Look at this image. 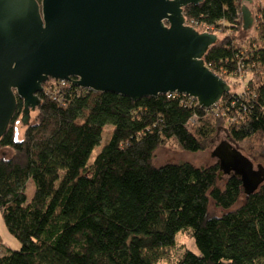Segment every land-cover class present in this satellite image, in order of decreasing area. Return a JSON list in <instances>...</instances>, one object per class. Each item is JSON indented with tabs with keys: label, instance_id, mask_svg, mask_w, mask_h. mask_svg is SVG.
Segmentation results:
<instances>
[{
	"label": "trees",
	"instance_id": "16d2710c",
	"mask_svg": "<svg viewBox=\"0 0 264 264\" xmlns=\"http://www.w3.org/2000/svg\"><path fill=\"white\" fill-rule=\"evenodd\" d=\"M257 1L246 38L243 0L184 9L198 32L224 34L204 57L230 86L212 108L183 94L133 101L49 80L36 121L18 139V98L0 140V211L21 249L4 250L0 264H157L180 233L195 249L170 264H264V183L248 197L238 177L221 183L216 161L153 163L165 146L212 151L220 129L245 156L264 152V6Z\"/></svg>",
	"mask_w": 264,
	"mask_h": 264
},
{
	"label": "water",
	"instance_id": "95a60500",
	"mask_svg": "<svg viewBox=\"0 0 264 264\" xmlns=\"http://www.w3.org/2000/svg\"><path fill=\"white\" fill-rule=\"evenodd\" d=\"M204 0H0V140L23 100L29 125L50 79L138 101L189 96L214 107L230 86L206 66L218 36L187 25L184 9ZM250 30L253 0H243ZM219 178L238 177L248 197L264 183V167L230 140L211 151ZM257 168V169H256Z\"/></svg>",
	"mask_w": 264,
	"mask_h": 264
},
{
	"label": "rangeland",
	"instance_id": "374dc122",
	"mask_svg": "<svg viewBox=\"0 0 264 264\" xmlns=\"http://www.w3.org/2000/svg\"><path fill=\"white\" fill-rule=\"evenodd\" d=\"M256 3H257L256 7L259 9L262 7V5L264 6V0L262 1L258 0ZM248 31L244 30L243 32V36L245 38L251 35V33ZM232 32L233 31L226 32L225 35L231 34ZM223 36L224 34H219V38H222ZM36 116H37V111L32 114L31 123H34L36 121ZM15 127H16L17 138L22 139L27 129V127L22 122V113L19 116ZM214 136H215V145L223 140H230L228 133L224 129H220L219 131H217L214 134ZM108 139H109V134L108 132H106L105 135L103 136V140L101 144L97 146L93 151L91 159H94L96 154L102 150L105 143H107ZM235 145L240 149V147L236 143ZM249 157L254 162L255 166H257L258 164H262L264 167V152L258 154L256 153L255 156L250 155ZM183 162H188L201 167V166H210L214 164L215 159L211 156L210 150L202 153L201 152L187 153V152L178 151L169 146L159 148L156 151L153 159V163L156 167H162L167 164H180ZM227 178L228 176H222L221 183H224L227 180ZM32 193H33V188L32 185L29 184L27 188V196L29 199L32 197L33 195ZM212 205H214L213 202ZM20 249H21L20 242L8 232L4 223L2 213L0 211V255L4 254L6 250H11L13 252H16V251H20ZM188 249L191 250L195 249L193 240L188 235L180 233L177 235L176 245L169 250L168 257L166 259L159 261L157 264H170L172 261H175L178 258H180L184 253V251Z\"/></svg>",
	"mask_w": 264,
	"mask_h": 264
},
{
	"label": "built area",
	"instance_id": "2783aa9c",
	"mask_svg": "<svg viewBox=\"0 0 264 264\" xmlns=\"http://www.w3.org/2000/svg\"><path fill=\"white\" fill-rule=\"evenodd\" d=\"M188 25V24H187ZM205 32H209V33H212V32H210V31H205ZM195 100V99H194Z\"/></svg>",
	"mask_w": 264,
	"mask_h": 264
},
{
	"label": "clouds",
	"instance_id": "9594fccd",
	"mask_svg": "<svg viewBox=\"0 0 264 264\" xmlns=\"http://www.w3.org/2000/svg\"><path fill=\"white\" fill-rule=\"evenodd\" d=\"M51 80V79H50ZM54 81H57V80H54ZM60 82H62V81H60Z\"/></svg>",
	"mask_w": 264,
	"mask_h": 264
}]
</instances>
